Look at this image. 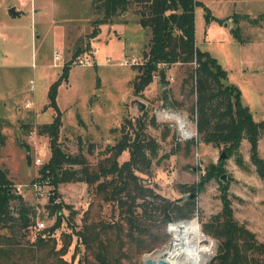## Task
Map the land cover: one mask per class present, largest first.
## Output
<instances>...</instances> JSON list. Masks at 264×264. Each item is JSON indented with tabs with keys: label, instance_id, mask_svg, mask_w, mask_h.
Returning <instances> with one entry per match:
<instances>
[{
	"label": "rangeland",
	"instance_id": "obj_1",
	"mask_svg": "<svg viewBox=\"0 0 264 264\" xmlns=\"http://www.w3.org/2000/svg\"><path fill=\"white\" fill-rule=\"evenodd\" d=\"M198 1L208 7L213 17L207 23L204 6L196 7V45L217 58L227 71L224 83L240 89L243 104L250 108L256 121H261L264 119V20L256 25L248 21L240 22L242 36L246 40L242 44L231 30L232 27H237V23L232 16H228L249 13L252 17H257L264 13V0ZM90 2L91 0H0V131L5 135L0 165L8 172L17 194H21L35 209L36 225L29 232L30 240H34L39 233L38 222H45L48 227L56 219L45 207L49 202V190L54 187L51 183L43 184L38 179L40 167L36 164V157L40 156L48 161L51 156L49 137L39 134L38 127L53 119L54 111L48 107L51 83L59 78L63 65L73 58L78 41L86 40L92 30L91 22L96 15ZM11 7H16L21 13L13 15L9 11ZM134 8L131 7L129 12L132 15L131 21L138 18L133 12ZM229 19L230 26H226ZM112 32L106 27L102 35L92 40V47L98 49L96 58L95 50H92L80 56L90 58L91 65H80L75 60L68 78L60 81L56 97L57 105L62 111L60 142L63 148L72 154L79 151L84 153L92 163L98 161L100 152L106 145L115 143L121 136L115 121L120 119L122 123L125 117L128 118V114L123 112L120 118L116 109L127 107V98L135 81L134 74L138 71L136 65L123 64L131 55L118 50L117 40L113 46L106 43L107 36H114ZM142 37H145L144 32ZM59 49L63 60L56 62L54 53ZM55 63L58 65L55 66ZM192 66H196V63ZM186 75L184 66L178 64L172 81H165L171 84L170 94L163 105L160 101H153L154 112L149 114L155 115L158 124L164 126L161 136L168 133L173 141L172 145L180 154L167 157L160 164L154 158L152 175L142 174L146 185L153 186L172 199L187 197L190 193H183L179 184H198L209 165L213 161L218 163L220 154L226 151L217 146L214 156H204L200 145L194 143L188 152L186 145L189 140H178L180 125L177 120L159 117L164 110L173 111L190 123L198 135L195 115L191 112L192 99L178 90ZM155 80L160 81V77L155 76ZM95 89L101 90L95 92ZM97 113L104 116L96 115ZM78 116L83 123L79 122ZM33 131L38 134L37 143L33 139ZM149 132L158 138L160 136L157 127L150 126ZM243 141L240 151L245 165L237 164L236 155H229L227 151L228 158L223 161L224 174H228L229 178L228 194L233 201L236 218L264 242V177L259 176L250 159L249 142L246 139ZM91 143L95 144L93 152L89 151ZM170 146L162 144L163 150H168L167 154L163 152L165 155L173 151L174 148L171 149ZM259 151L264 157V134L259 141ZM149 179L151 183H147ZM36 182L42 183L39 191L34 187ZM58 193V198L71 208L65 210L67 217L57 235L73 232V243L65 258L71 260L78 251L75 264H79L84 243L77 239L75 231L82 230L86 224L92 225L101 219L111 218L113 205L100 202L83 181L63 183ZM222 194L221 186L215 178L208 181L204 189L196 191V210L192 216L175 219L168 225L169 242L152 252L134 257L132 263L138 260L144 264V259L147 258L160 259L158 255L161 251H171L175 247V237L169 231L170 225L197 219L201 231L216 245L213 255L206 263L208 264L217 255L219 239L208 234L204 226L221 210ZM11 204L12 210L16 212L18 200H13ZM14 214L17 216V213ZM204 243L210 245L208 241ZM168 257L165 252L161 259L167 260Z\"/></svg>",
	"mask_w": 264,
	"mask_h": 264
},
{
	"label": "trees",
	"instance_id": "obj_2",
	"mask_svg": "<svg viewBox=\"0 0 264 264\" xmlns=\"http://www.w3.org/2000/svg\"><path fill=\"white\" fill-rule=\"evenodd\" d=\"M197 6H204L209 23L213 16L198 0H91L90 7L96 15L91 22L92 30L86 40L78 41L73 58L63 65L59 78L51 83L48 107L54 111L53 119L38 127L39 134L49 137L51 149L50 158L39 169L38 179L49 178L54 187L45 207L56 217L55 222L39 230L34 240L28 238L36 225L35 209L17 194L8 172L0 165V264H75L78 251L71 260L65 258L73 243V232L57 235L67 217L65 210L71 208L61 200L56 202L63 183L86 182L100 202L113 205L111 218L74 230L77 239L84 243L79 264H141L138 260L132 263L133 258L169 242V223L189 218L195 212V198L172 199L144 183L142 174L152 175L154 158L160 164L169 157L159 156L160 143L147 132L149 124L159 126L155 116L148 117V110L135 118H125L119 129L121 136L102 149L96 163L80 151L67 152L60 142L62 111L56 102L60 81L68 78L75 60L93 50L92 40L100 34L102 25L115 23L117 18L130 12L131 7H135L137 22L150 34L144 63L136 66L135 94H140L156 75L165 82L166 68L183 65L187 75L182 86L192 99L191 112L197 123L198 142L222 147L229 155L235 154L237 164L244 166L240 148L246 139L250 144V159L259 176L264 177V157L259 151L264 119H254L250 108L241 100L240 89L224 83L227 71L217 58L196 45ZM232 17L237 23V27L231 29L233 35L245 43L240 22L256 25L264 20V13L257 17L236 13ZM194 62L196 66H192ZM78 118L79 122L83 121ZM194 143L195 139L187 141L188 152ZM4 144L5 135L0 131V156ZM27 148L30 150L29 146ZM94 148L95 144L91 143L89 151L93 152ZM126 150L130 157L121 162L120 156ZM223 166L224 162H212L198 184H179L183 193L190 194L204 189L213 178L221 186L222 208L204 226L208 234L219 239L217 255L208 264H264V242L236 218L228 194L229 181L224 183L221 179L225 172ZM13 200H18L16 212L12 210Z\"/></svg>",
	"mask_w": 264,
	"mask_h": 264
},
{
	"label": "crops",
	"instance_id": "obj_3",
	"mask_svg": "<svg viewBox=\"0 0 264 264\" xmlns=\"http://www.w3.org/2000/svg\"><path fill=\"white\" fill-rule=\"evenodd\" d=\"M239 14H241V13H239ZM245 14H249V13H245ZM249 15L252 17L251 14H249ZM131 16L132 15H130V13L128 12V13H125L119 19L117 18L115 23L102 25L101 32L97 37L102 35L103 29L107 27L109 29V31L110 30L113 31L112 33L114 35L113 37L110 36V38H108V36L106 37L105 41L107 44L111 43L113 46V44L115 43V40H117V45L119 48L118 50H121L125 55H137L141 58H144V52L147 49L149 39H150V34L146 28H144L141 24H139L137 22L136 18H134L131 21L130 20ZM231 16H233V15L228 16V18ZM143 32L145 34V37H142ZM196 41H197V39H196ZM242 44H244V43H242ZM93 49L95 50V58H96V55H97L96 53L98 52V49H97V47H94ZM203 51H205V50H203ZM177 65L178 64H174V65H171L170 67L166 68V79H165V81H167V82L172 81L171 78L174 77L175 73L177 72ZM137 75H138V71L134 74L135 79H136ZM183 79L184 78H182V81H183ZM162 82L163 81L161 79H160V81H157L154 78V80L140 94H135L134 84H133L131 91H130L128 98H127L128 99L127 100L128 101L127 107H125V106L119 107V108H123V109H116L117 111L115 109H113V111L115 110L117 112V114L120 116V118L123 116V112H125V114H128V117H132V118H135V117L141 115L146 110L149 111V114H152L154 112V109L152 108L154 104H152V102L154 101L155 103H157L160 101V103L163 105L164 100L167 98V95L170 94L171 84L167 83V82H163V83ZM99 90H101V89H95V92H97ZM178 90H179V93H181L182 95L186 93V90L183 88L182 84L181 85L179 84ZM110 109H112V108H110ZM96 115L104 116L103 114H98V113ZM152 116H155V115H151L148 117H152ZM125 118H127V117H125ZM124 120L122 121V123H120L121 122L120 119L115 121L117 123L116 125L119 126V129L121 128L122 124L124 123ZM156 121L158 122L157 119H156ZM150 126H152V125L149 124L147 127V132L149 134H151V132H149ZM163 127H161L160 125L157 127L159 129V134H160L159 138L157 136L151 134L160 143L159 154H161V155H163L164 153H166V154L168 153L167 149L163 150L164 149L162 147L163 143H166L168 146L171 145L170 146L171 149L174 148V145H172L173 141H172V139H170L168 133H165V134H163V136H161V133L163 132L162 131ZM198 144L200 145L201 150H202V154L204 156H214V154L216 153V150H217L216 148H218L217 146H215L211 143H205L204 141H200V142H198ZM176 149L177 148L175 147L173 149V151L170 152L169 157L180 154L179 150H176ZM129 157H130V153L128 150H126L120 156V161L121 162L126 161L129 159ZM213 162H216V161H213Z\"/></svg>",
	"mask_w": 264,
	"mask_h": 264
},
{
	"label": "bare ground",
	"instance_id": "obj_4",
	"mask_svg": "<svg viewBox=\"0 0 264 264\" xmlns=\"http://www.w3.org/2000/svg\"><path fill=\"white\" fill-rule=\"evenodd\" d=\"M160 118H173L177 120L180 127L186 129V121L175 112L165 111ZM169 231L175 237V247L173 250L161 251L158 257L161 259L163 255L168 253L166 258L169 264H206L213 255L216 245L213 241H209L207 236L201 231L200 224L197 219L192 221L179 222L171 224ZM208 241L210 245L204 242ZM151 259V258H147Z\"/></svg>",
	"mask_w": 264,
	"mask_h": 264
},
{
	"label": "built area",
	"instance_id": "obj_5",
	"mask_svg": "<svg viewBox=\"0 0 264 264\" xmlns=\"http://www.w3.org/2000/svg\"><path fill=\"white\" fill-rule=\"evenodd\" d=\"M94 50V49H93ZM54 60L56 62H61L63 60V54L61 52V50H56L55 53H54ZM144 63V58H141L137 55H131V57L127 58L123 64L125 65H140V64H143ZM77 64H80V65H91L92 62L90 60V58L88 59L87 57H79L77 59ZM58 64L55 63V66H57ZM159 76V75H156V77ZM160 77V76H159ZM164 111H167V110H164ZM167 112H172V111H167ZM186 129L184 130L183 128H181L179 126V137H178V140L180 141H187V140H191V139H195L196 140V143H198V135L197 133L195 132L194 128L191 126L190 123L186 122ZM33 134L35 133V137H33L35 143H37V137H38V134L37 132H32ZM48 151V150H47ZM45 154L47 152H44ZM198 155V153H197ZM47 161L45 160V158H42L40 156H37L36 157V164L39 165V167L43 166ZM152 181L149 179L147 180V183H151ZM42 183H38L36 182L34 184V187L39 191L41 190V185ZM43 184H50V179L49 178H46L44 181H43ZM53 194V189L49 190V198L50 196ZM60 199L57 198L56 199V202H59ZM46 227V224L45 222H38V229L39 230H43L44 228Z\"/></svg>",
	"mask_w": 264,
	"mask_h": 264
},
{
	"label": "water",
	"instance_id": "obj_6",
	"mask_svg": "<svg viewBox=\"0 0 264 264\" xmlns=\"http://www.w3.org/2000/svg\"><path fill=\"white\" fill-rule=\"evenodd\" d=\"M13 15H18L21 13V11L16 10V7H11L9 10ZM226 26H230V20H228V22L226 23ZM228 158V154L226 153V151H222V153L219 156V161L218 163H222L224 160H226ZM221 179L224 183H228L229 179H228V174H223L221 176ZM187 197L190 198H196V194H189ZM172 223V222H171ZM170 224V223H169ZM144 264H169L167 260L165 259H158V260H154V259H144Z\"/></svg>",
	"mask_w": 264,
	"mask_h": 264
}]
</instances>
